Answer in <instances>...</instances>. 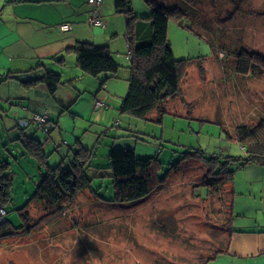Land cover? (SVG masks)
Returning a JSON list of instances; mask_svg holds the SVG:
<instances>
[{"label": "rangeland", "instance_id": "obj_1", "mask_svg": "<svg viewBox=\"0 0 264 264\" xmlns=\"http://www.w3.org/2000/svg\"><path fill=\"white\" fill-rule=\"evenodd\" d=\"M134 1L137 6L131 0V9L136 17L131 23L127 13H116L121 28L125 32L130 28L131 35L136 33L138 45L151 39L150 19L146 16L151 9L145 0ZM161 1L187 10L182 23L169 18L167 38L176 58L193 57L180 84L183 99L192 105L191 115L185 114L180 98L168 104L176 113L168 111L160 121L151 115L143 118L119 111L129 77L128 48L123 41L119 47L109 48L116 62V56H120L119 74L83 72L76 65L74 52L65 55L63 65L48 60L29 75L23 73V82L46 70L59 73L64 82L53 93L42 82L21 85L18 82L22 80L13 75L3 81L8 70L0 68V160L8 162L7 170L12 173L9 200L0 205L6 207V218L13 228L0 236V264H200L224 243L221 223L226 196L208 197L207 185H194L205 168L193 160L181 163L160 189L135 202L112 200L114 189L106 178L98 180L105 179L101 190L97 189L99 196L81 190L61 209L29 199L49 166L61 161L69 165L73 148H88L91 165L102 166L108 163L112 146L132 148L138 156L156 154L162 162L157 170L161 176L168 163L186 149L201 148L206 155H219L220 160L227 155L246 156L247 146L236 140L233 127L235 121L253 125L264 112V73L235 71L236 53L242 50L264 54V0ZM103 74L119 78L116 79L123 88L110 100H103L107 109L100 117L93 109L97 98L93 94L103 91ZM216 88L218 96L222 92L227 95L217 97ZM204 90L208 94L202 93ZM88 100L93 106L88 105ZM26 107L47 112L46 130L31 122L33 113ZM17 117L28 122L22 131L39 139L45 157L29 153L16 137L20 133ZM237 162L231 160L229 164L235 169L233 224L264 225V171L261 180L248 181L256 165L237 166ZM26 202L24 211L28 217L24 220L19 207ZM24 222L28 229H14Z\"/></svg>", "mask_w": 264, "mask_h": 264}, {"label": "trees", "instance_id": "obj_2", "mask_svg": "<svg viewBox=\"0 0 264 264\" xmlns=\"http://www.w3.org/2000/svg\"><path fill=\"white\" fill-rule=\"evenodd\" d=\"M145 2L151 9L150 14L146 15L150 19L151 39L136 45L133 40L134 34L131 35V29L129 28L127 31L131 53L128 66V89L121 100L119 111L143 118L155 112L156 120L160 121L163 114L168 111L166 107L168 100L175 98L183 100L180 84L193 57L176 58L167 38L169 18L173 17L177 22L182 23V18L187 12L186 8L182 5L168 6L161 0H145ZM114 7L117 12L123 11L128 14V23H131V20L136 17L131 9V0H114ZM71 50L75 53L77 66L83 72L97 75L102 71L115 72L120 67L106 45L77 41L71 46ZM236 54L235 70L238 73H264L263 53L240 50ZM57 60L63 61L62 56ZM38 66H43V62H39L35 67ZM203 71L200 65L201 76H203ZM22 75L21 73L13 74V77L22 80L21 83L25 85L42 82L49 93L55 92L58 85L63 83L60 74L52 70H46L42 75L34 78H26L24 82ZM8 76L11 77V74ZM234 137L239 143L247 146L245 157L227 155L224 160H220L219 155H206L201 148L186 149L181 151L180 156L174 162L168 163L166 173L162 176L157 172L162 162L156 154L138 156L132 148L111 147L108 151L107 168L110 171V183L114 189L112 200L121 203L145 199L160 189L167 176L171 172L177 171L184 161L193 160L200 163L205 168V172L194 185H207L208 197L218 195L221 198L223 195L227 199L226 201L223 199L226 206L223 209L224 219L221 223L225 241L200 261V264H207L219 253L227 251L229 235L233 231H244L233 225L235 194L233 176L235 169L230 168L229 164L231 160H237V166L251 162L264 163V117L259 118L253 125L249 123L236 124ZM23 145L29 153L38 158L45 157L41 147L42 143L33 135L28 136ZM72 150L73 154L69 159V165H64L61 161L53 167L49 166L29 199L44 202L49 208L61 209L64 203L73 201L80 190L86 187L92 189L90 177L85 172V166L90 161L91 151L86 147L73 148ZM7 164L8 162L0 160V202L4 205L9 200V187L12 180V173L7 170ZM27 204L26 202L19 207L24 220L28 217L24 211ZM220 210L222 211V209ZM24 226L28 229L26 222L14 229H21ZM11 229L13 228L7 218L0 222V236L9 234Z\"/></svg>", "mask_w": 264, "mask_h": 264}, {"label": "crops", "instance_id": "obj_3", "mask_svg": "<svg viewBox=\"0 0 264 264\" xmlns=\"http://www.w3.org/2000/svg\"><path fill=\"white\" fill-rule=\"evenodd\" d=\"M102 2L101 10L98 6L97 12L102 20L108 19L105 21V28H103V26L95 28L93 26L94 24L89 23L88 14L92 6L87 0H0V68L8 70L1 80L4 81V79L8 78V74L25 73L29 75L36 69L35 66L39 62L44 63L48 60H54L63 65L66 59L65 55L69 52H73L71 46L77 41H88L96 45H106L108 49H112L116 46L119 47V44H122L123 41L124 46L129 50L127 31L125 32L124 27L121 28V24H119L117 11L113 6L112 0H102ZM134 2L135 1L132 0V5L134 4L136 7L137 2ZM64 23H67L69 26L66 30L60 28ZM149 35L150 30H148V38ZM135 36L136 33L133 36V40L136 43L137 40ZM115 38H117V40H115ZM116 50L119 51V49ZM111 52L113 51L111 50ZM60 56H62L63 61L57 60ZM116 58L117 60L119 59L117 63L120 65V56H116ZM117 73L118 71H116V74ZM103 75L106 80V82L104 80L100 82V89H103V91H95L93 95L97 97L95 99L108 101L116 96V92H121L123 84L119 83V80H117L119 78L115 76L113 77L108 74ZM202 93L208 94L206 90H204V92L202 91ZM215 95L219 98H223L227 94L222 92L221 95L218 96V90L216 88ZM177 99L179 98L168 100L167 106L169 103L175 104ZM182 102L185 104V114L191 115L193 112V109H190L192 107L191 103L186 99H183V101L181 100V103ZM90 104H92V102L88 100V105ZM26 109L29 110L30 107H26ZM93 109L97 111L101 117L103 115L102 112L107 108H96L93 106ZM167 110L174 111V109L169 106ZM29 111L38 113L37 110L30 109ZM150 115L155 116L156 113L152 112ZM234 115H236L235 112ZM254 115V113L251 114V116ZM261 117H264V112L260 114L259 118ZM21 119L23 118L17 117L16 125L18 126L20 124L18 126L20 128V133L16 137L21 139L22 144H24L29 135L22 131V128L27 125L22 126L21 123H19ZM234 119L237 120L236 117H234ZM235 122L236 124L247 123L244 121ZM236 124H234L233 128L236 127ZM33 136L35 137L34 134ZM90 161L85 166V172L90 177L92 189L86 187L82 190H89L96 196H99L97 194V189L100 188L99 190H101L105 179L100 180L101 182L98 180L106 178L107 182L110 184V171L107 168L108 163L104 166L91 165ZM248 164L256 165L254 166L256 170L250 172V180L248 181L261 180V175L264 171L263 163L252 162ZM94 183L97 184L96 188L93 187ZM42 203L46 206L44 202ZM235 227L243 229L244 231H233L229 235L227 251L219 253L208 262L210 264H264V225Z\"/></svg>", "mask_w": 264, "mask_h": 264}, {"label": "built area", "instance_id": "obj_4", "mask_svg": "<svg viewBox=\"0 0 264 264\" xmlns=\"http://www.w3.org/2000/svg\"><path fill=\"white\" fill-rule=\"evenodd\" d=\"M88 3H90L91 5H93V7L89 10V17H88V21L90 24H97V25H105L104 20H102L97 12V7L101 4L102 0H87ZM68 24L64 23L60 26V28L66 30L68 29ZM126 57L128 59L131 58V53L128 50V52L126 53ZM94 107L96 108H101V107H106V103L102 100V99H95L94 101ZM49 120V118L47 117V112H43V113H33L32 117H31V122L34 123L36 125V127L38 128H43L44 130L47 129L46 123ZM22 125L28 123L27 121L24 122L22 119L19 120ZM6 208L5 206L0 205V222H3L6 218Z\"/></svg>", "mask_w": 264, "mask_h": 264}]
</instances>
